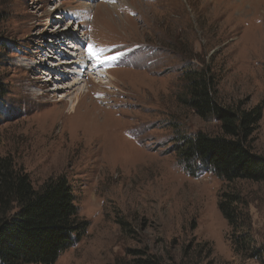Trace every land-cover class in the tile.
Wrapping results in <instances>:
<instances>
[{
  "label": "rangeland",
  "instance_id": "obj_1",
  "mask_svg": "<svg viewBox=\"0 0 264 264\" xmlns=\"http://www.w3.org/2000/svg\"><path fill=\"white\" fill-rule=\"evenodd\" d=\"M204 67L223 104L263 103L264 155V0H0V156L35 187L65 174L90 221L55 264L133 249L166 264H264V181L231 183L260 250L237 253L218 206L228 183L190 175L172 151L182 135L220 132L179 100L186 72Z\"/></svg>",
  "mask_w": 264,
  "mask_h": 264
},
{
  "label": "trees",
  "instance_id": "obj_2",
  "mask_svg": "<svg viewBox=\"0 0 264 264\" xmlns=\"http://www.w3.org/2000/svg\"><path fill=\"white\" fill-rule=\"evenodd\" d=\"M185 92L179 100L204 119H216L220 132L198 131L182 135L172 146L192 176L212 172L228 183L218 206L227 220L235 252L259 253L243 225L245 198L231 183L237 179L264 181V155L254 146L263 117V103L245 108L223 104L211 69H189ZM0 82V97L5 94ZM125 228V222H120ZM90 221L80 214L76 197L65 174L51 176L39 187L10 154L0 156V264H55L80 242ZM130 259L112 264H166L146 249H133Z\"/></svg>",
  "mask_w": 264,
  "mask_h": 264
},
{
  "label": "bare ground",
  "instance_id": "obj_3",
  "mask_svg": "<svg viewBox=\"0 0 264 264\" xmlns=\"http://www.w3.org/2000/svg\"><path fill=\"white\" fill-rule=\"evenodd\" d=\"M61 28H58L56 31H58V30H60ZM51 30L52 31H55V29L54 28H51ZM81 42V41H80ZM103 59L102 58H100V59H98L96 62H94L93 63V66H94V68H95V70L97 69L98 70V68H99V70L96 72L97 74L99 73V72H101L102 70H101V64H100V62L102 61ZM103 61H105V59L103 60ZM103 72V71H102ZM102 72L101 73H99L98 75H101L102 74ZM108 72V71H107ZM104 75V74H103ZM107 75V74H106ZM111 77V80H110V83H112V80L114 79V77H113V75H110ZM102 78H104V77H102ZM98 79H100V78H98ZM103 80V79H102ZM104 80H106V79H104ZM99 81V80H98ZM103 82V81H102ZM78 95V94H77ZM80 98V95L78 96V99ZM79 103V102H78ZM78 103H73L71 106H70V110H71V112H73L75 109H76V107H77V104Z\"/></svg>",
  "mask_w": 264,
  "mask_h": 264
},
{
  "label": "snow or ice",
  "instance_id": "obj_4",
  "mask_svg": "<svg viewBox=\"0 0 264 264\" xmlns=\"http://www.w3.org/2000/svg\"><path fill=\"white\" fill-rule=\"evenodd\" d=\"M92 53H91V50H90V55H91Z\"/></svg>",
  "mask_w": 264,
  "mask_h": 264
}]
</instances>
